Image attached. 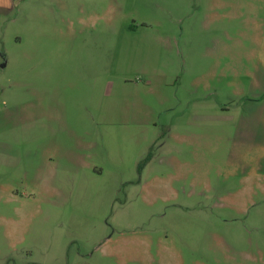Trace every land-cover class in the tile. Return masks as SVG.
Instances as JSON below:
<instances>
[{
  "label": "rangeland",
  "instance_id": "rangeland-1",
  "mask_svg": "<svg viewBox=\"0 0 264 264\" xmlns=\"http://www.w3.org/2000/svg\"><path fill=\"white\" fill-rule=\"evenodd\" d=\"M11 1L0 264H264V0Z\"/></svg>",
  "mask_w": 264,
  "mask_h": 264
},
{
  "label": "crops",
  "instance_id": "crops-1",
  "mask_svg": "<svg viewBox=\"0 0 264 264\" xmlns=\"http://www.w3.org/2000/svg\"><path fill=\"white\" fill-rule=\"evenodd\" d=\"M12 5V1L11 0H0V11L5 12L7 11V9ZM229 37V35H228ZM261 39H263L264 41V33L261 37ZM263 55H264V49H263ZM2 64V63H1ZM260 69L259 67L257 68V71L262 72L264 70V57L260 59ZM257 89L263 91L261 92V94L259 93L260 96H257L255 98V107H256V112L259 115V118L262 119L264 121V75L261 76V79L259 80V82H257ZM18 105V103H15L14 105H12V107ZM32 103L30 102V104H28V110L26 112L27 116H31L32 112ZM23 107L20 105L18 107L15 108L14 112L15 114H23ZM2 150L4 149H8L7 147H3V145L0 147ZM10 148V147H9Z\"/></svg>",
  "mask_w": 264,
  "mask_h": 264
},
{
  "label": "trees",
  "instance_id": "trees-1",
  "mask_svg": "<svg viewBox=\"0 0 264 264\" xmlns=\"http://www.w3.org/2000/svg\"><path fill=\"white\" fill-rule=\"evenodd\" d=\"M151 152L149 151L148 153H147V155L144 157V159L142 160V161H140V165L148 158V156H149V154H150Z\"/></svg>",
  "mask_w": 264,
  "mask_h": 264
}]
</instances>
